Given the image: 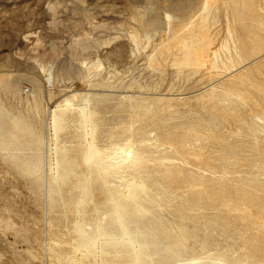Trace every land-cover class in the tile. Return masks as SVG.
Masks as SVG:
<instances>
[{
	"label": "rangeland",
	"instance_id": "1",
	"mask_svg": "<svg viewBox=\"0 0 264 264\" xmlns=\"http://www.w3.org/2000/svg\"><path fill=\"white\" fill-rule=\"evenodd\" d=\"M0 264H264V0H0Z\"/></svg>",
	"mask_w": 264,
	"mask_h": 264
},
{
	"label": "bare ground",
	"instance_id": "2",
	"mask_svg": "<svg viewBox=\"0 0 264 264\" xmlns=\"http://www.w3.org/2000/svg\"><path fill=\"white\" fill-rule=\"evenodd\" d=\"M216 1V0H215ZM256 1V0H255ZM256 2H254L253 3V6H254V4H255ZM258 5V4H257ZM261 6V5H260ZM255 7V6H254ZM259 7V5L257 6V7H255V8H258ZM259 9H261V8H259ZM252 10V9H251ZM258 15V14H257ZM251 16V15H250ZM256 16V15H255ZM259 16H260V14H259ZM253 17H254V15H253ZM252 17V18H253ZM258 16H256V18H257ZM202 18V17H201ZM258 19H260L259 17H258ZM257 20V19H256ZM260 21H261V19H260ZM259 21V22H260ZM200 22V21H199ZM262 22V21H261ZM197 23V22H196ZM256 23V22H255ZM190 24H192V23H190ZM199 24V23H198ZM254 24V23H253ZM257 24H259V23H257ZM206 24H204L203 26H205ZM260 26H262L263 25V23H262V25L261 24H259ZM254 26V25H253ZM196 28V27H195ZM254 28H256V27H254ZM205 30V29H204ZM188 35V34H187ZM202 36V35H201ZM188 37V36H187ZM211 38V37H210ZM190 39V38H189ZM194 39V38H193ZM199 41V42H198ZM190 42V41H189ZM188 42V40H184V39H181L180 40V46L182 47V49L184 50V56H185V59H182L183 60V63H185V64H187V65H190L192 62H203L204 64L207 62V58L205 57L204 58V52H208V51H211V50H208L209 49V44H210V42H209V39H208V37L206 36V35H204L203 37H202V39L200 40V39H194L193 40V42L192 43H189ZM198 42V43H197ZM212 42V41H211ZM177 43H178V41H177ZM196 43L198 44V46H199V49H197L196 47H195V45H196ZM228 47V46H227ZM226 47V48H227ZM228 50V49H227ZM210 53V52H209ZM213 53V52H212ZM211 54V53H210ZM182 55V54H181ZM213 55V54H212ZM220 55H221V53H219V51H216L215 50V52H214V57L212 56L211 58H213V60H212V65H213V67H215V68H219L220 66H219V64H218V61H219V59H220ZM202 58V60H200ZM233 58V57H232ZM210 59V58H209ZM227 59H229V58H227ZM228 62V61H227ZM225 63L224 62V65L223 66H225V68H226V70L225 71H229V73H230V71L231 70H234V69H236L237 68V64H236V62L232 59V61H231V63H232V65H228V64H230L229 62L228 63ZM182 64V63H181ZM197 66V65H196ZM237 71V70H236ZM68 100V99H67ZM70 100V99H69ZM69 102V101H68ZM68 104V103H67ZM70 105V104H69ZM68 106V105H67ZM69 107V106H68ZM59 108V107H58ZM57 108V109H58ZM82 108V107H81ZM84 108H86V107H84ZM84 108H82L81 109V113H83L84 114V116H85V114L87 113L85 110H88V108L87 109H84ZM56 109V108H55ZM80 109V108H79ZM59 110V109H58ZM68 110V109H67ZM65 111V110H64ZM57 112V110H55L53 113V115H54V117H53V119H54V127L56 128L57 127V125H58V127H60L59 126V123H60V119L62 118H60V116L56 113ZM63 114V113H62ZM90 114V113H89ZM66 116V115H65ZM66 118V117H65ZM52 119V120H53ZM64 119V118H63ZM86 120H90V119H87L86 118V116H85V121ZM66 122V121H65ZM88 122V121H87ZM64 123V122H63ZM84 123V122H83ZM203 126V125H202ZM189 128V127H188ZM197 128V127H196ZM57 129V128H56ZM89 129V128H88ZM198 130L200 129V128H197ZM205 129V128H204ZM188 130V129H187ZM209 130V129H208ZM188 132L189 133H191L190 131H187L186 132V134L185 135H187L188 134ZM195 132H197V130L195 131ZM199 133H201L200 131H198ZM87 133V132H86ZM89 134V133H88ZM92 134V133H91ZM90 134V135H91ZM192 134V133H191ZM205 134V133H204ZM202 136V135H201ZM200 135H199V137H201ZM188 137V136H187ZM91 138H92V135H91ZM190 138H191V136H190ZM187 139V138H186ZM188 140V139H187ZM91 141H93V140H91ZM129 142V141H128ZM183 142V141H182ZM95 144V143H94ZM96 145V144H95ZM133 145H134V143H133ZM131 147V146H130ZM123 148V147H122ZM121 147L119 148V149H122ZM124 149H125V146H124ZM128 150L130 149L129 148V146H128V148H127ZM126 149V150H127ZM99 150V149H98ZM123 150V149H122ZM127 150V151H128ZM131 150L132 151H134L133 150V148H131ZM123 151H125V150H123ZM135 152V151H134ZM137 153H138V151H136ZM135 152V153H136ZM127 153V152H126ZM132 153V152H131ZM134 153V154H135ZM87 154V153H86ZM96 154H98L97 153V150L95 149V147H94V145H93V142H89V150H88V155H86V157H88V159H91V162L93 161V157H95L96 156ZM99 155V154H98ZM131 155H133V154H131ZM137 155V154H136ZM136 155H134V156H136ZM139 155V154H138ZM142 155V154H141ZM100 157H101V155H99ZM126 156V155H125ZM124 156V157H125ZM128 156V155H127ZM130 156V155H129ZM143 156V155H142ZM122 157V156H121ZM139 157H140V155H139ZM96 158V157H95ZM126 158V157H125ZM125 158H123V159H125ZM88 159H86V160H88ZM120 159V158H119ZM130 159H131V157H130ZM133 159V158H132ZM128 160H129V158H128ZM89 161V160H88ZM97 161H98V157H97ZM96 161V162H97ZM127 161V160H126ZM130 162V161H129ZM133 162V161H132ZM90 163V162H89ZM118 163H120V162H118ZM123 165V164H122ZM137 165V164H136ZM97 166V165H96ZM113 167H114V165H113ZM116 167V166H115ZM129 166H127V168H128ZM132 167V166H131ZM133 167H134V165H133ZM137 167V166H136ZM97 168V167H96ZM120 168V167H119ZM127 168H125V169H127ZM130 169V168H129ZM92 170V169H91ZM91 172V171H90ZM131 174V173H130ZM132 175V174H131ZM139 178V177H138ZM141 178V177H140ZM142 179V178H141ZM138 180V179H137ZM142 181V180H141ZM145 180H143V182H144ZM135 182V181H134ZM138 182V181H137ZM135 184H136V186H133V187H137V185L138 184H140L139 182H138V184L135 182ZM142 184V183H141ZM200 184H201V182H200ZM144 185V184H143ZM148 186V185H147ZM152 186V185H151ZM132 187V186H131ZM144 187H146L145 185H144ZM143 187V188H144ZM91 188V187H90ZM128 192V191H127ZM145 192V191H144ZM143 192V193H144ZM147 193H148V191H147ZM162 193V192H161ZM119 211V210H118ZM121 212V211H120ZM115 213H116V211H115ZM122 213V212H121ZM119 218V217H118ZM121 218V217H120ZM119 220H122V218L121 219H119ZM121 222H123L124 223V221H121ZM120 222V223H121ZM110 223V222H109ZM122 223V224H123ZM125 224V223H124ZM125 227V226H124ZM125 228H127V227H125ZM98 230H99V228H98ZM126 231H128V230H126ZM127 233H129V232H127ZM105 235V234H104ZM131 235V234H130ZM83 236V235H82ZM100 236V235H99ZM108 237V236H107ZM110 237H112V236H110ZM123 237V236H122ZM128 237V236H127ZM134 239H135V237H134ZM126 241V240H125ZM138 245H140V244H138ZM130 247V246H129ZM133 248V247H132ZM133 250V249H132ZM138 251V250H137ZM133 252V251H132ZM131 252V253H132ZM136 252V251H135ZM130 253V254H131ZM134 253V252H133ZM137 253V252H136ZM135 253V254H136ZM134 254H131V256H132V258L135 256H133ZM138 255V254H137ZM131 256L129 257V258H131ZM134 259H136V258H134ZM133 259V260H134ZM130 262V261H129Z\"/></svg>",
	"mask_w": 264,
	"mask_h": 264
}]
</instances>
